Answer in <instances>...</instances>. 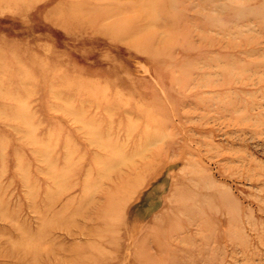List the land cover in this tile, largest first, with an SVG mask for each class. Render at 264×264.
<instances>
[{
	"label": "rangeland",
	"instance_id": "374dc122",
	"mask_svg": "<svg viewBox=\"0 0 264 264\" xmlns=\"http://www.w3.org/2000/svg\"><path fill=\"white\" fill-rule=\"evenodd\" d=\"M15 1L0 264H264V0Z\"/></svg>",
	"mask_w": 264,
	"mask_h": 264
},
{
	"label": "bare ground",
	"instance_id": "6f19581e",
	"mask_svg": "<svg viewBox=\"0 0 264 264\" xmlns=\"http://www.w3.org/2000/svg\"><path fill=\"white\" fill-rule=\"evenodd\" d=\"M1 3L5 4L7 6H11L12 3L17 4L20 2H16L15 0H0V4ZM14 6H15V4H14ZM91 15H92V13H91ZM73 16H74V13H73ZM146 134H147V132H146ZM93 136H94V134H93ZM148 136H146V137H148ZM115 146L113 144H107L104 147L100 146L99 149H101V155H104V153H105V156L107 157L105 162H126L125 166H127V169L129 170L128 173L130 175L126 176L127 178H125L122 173H118V172L113 173L112 178H111V182L108 184V189L104 190V191H100L99 198H102L104 200L103 204L105 205V207H109L108 209H110L111 213L114 212L115 210H117V208L122 207L123 202H124L128 192H129V190L127 188H128V184L130 182H127V181L130 180L131 174L134 171H136V169H135L136 165L134 164L135 161L133 158H132L133 161L131 160V156L133 155V157L134 156L136 157V156L141 155L140 152L138 153V152L134 151L135 154H132L131 156L127 157L121 153L122 152L121 148H117ZM102 148H104V149L102 150ZM118 152L120 153L121 157L117 159V158H115V155L116 154L118 155ZM105 177H108V176L103 173L101 175V178L106 179ZM79 215L84 217L85 212H81V213H79ZM102 216H103V211L99 210L96 212L97 218H101Z\"/></svg>",
	"mask_w": 264,
	"mask_h": 264
}]
</instances>
